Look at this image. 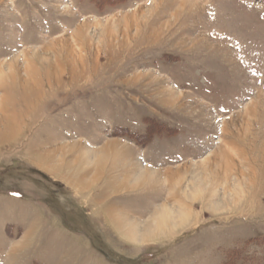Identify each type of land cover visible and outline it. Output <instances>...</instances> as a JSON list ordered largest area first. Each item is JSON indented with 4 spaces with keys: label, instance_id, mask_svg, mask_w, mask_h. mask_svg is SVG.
<instances>
[{
    "label": "rangeland",
    "instance_id": "obj_1",
    "mask_svg": "<svg viewBox=\"0 0 264 264\" xmlns=\"http://www.w3.org/2000/svg\"><path fill=\"white\" fill-rule=\"evenodd\" d=\"M0 264H264V0H0Z\"/></svg>",
    "mask_w": 264,
    "mask_h": 264
},
{
    "label": "bare ground",
    "instance_id": "obj_2",
    "mask_svg": "<svg viewBox=\"0 0 264 264\" xmlns=\"http://www.w3.org/2000/svg\"><path fill=\"white\" fill-rule=\"evenodd\" d=\"M183 5H184V3H183ZM140 12L141 11H139L138 13H140ZM133 18H134V16H133ZM129 20H130V18H128L127 21H126L128 24H130L129 23ZM81 36H82V34H81ZM77 37H78V35H77ZM57 70H58V68H57ZM56 72L57 71L54 72L55 75H56ZM107 151L105 152L106 156L108 154H111V152H109V151L107 152ZM228 153H230V152L227 151V150H220V152H218L217 155H215L212 159L208 160L203 165L205 167V168H203V171L205 173L211 172L212 178L220 179L221 172H224L225 170L227 171L229 169V163H230V161H229V158H228ZM205 179H207V178H205ZM185 218H183L182 220H185ZM155 219L157 220L156 225L155 226L153 225V227L150 226L149 229L154 228V230H156L157 232L160 231L162 228H165L166 226H168V224H171V222H174L175 221V220L173 221L172 213L170 211H168V210H166V211L163 210L161 213H157V216H155Z\"/></svg>",
    "mask_w": 264,
    "mask_h": 264
},
{
    "label": "crops",
    "instance_id": "obj_3",
    "mask_svg": "<svg viewBox=\"0 0 264 264\" xmlns=\"http://www.w3.org/2000/svg\"><path fill=\"white\" fill-rule=\"evenodd\" d=\"M83 186H84V185H83ZM83 186H82V187H83ZM90 187H91V186H90Z\"/></svg>",
    "mask_w": 264,
    "mask_h": 264
}]
</instances>
